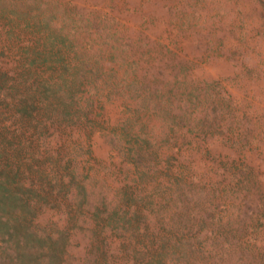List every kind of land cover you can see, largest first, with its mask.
<instances>
[{"label": "rangeland", "instance_id": "374dc122", "mask_svg": "<svg viewBox=\"0 0 264 264\" xmlns=\"http://www.w3.org/2000/svg\"><path fill=\"white\" fill-rule=\"evenodd\" d=\"M0 264H264V0H0Z\"/></svg>", "mask_w": 264, "mask_h": 264}]
</instances>
